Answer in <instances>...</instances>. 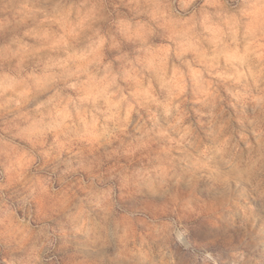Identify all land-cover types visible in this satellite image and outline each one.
<instances>
[{
    "label": "rangeland",
    "instance_id": "obj_1",
    "mask_svg": "<svg viewBox=\"0 0 264 264\" xmlns=\"http://www.w3.org/2000/svg\"><path fill=\"white\" fill-rule=\"evenodd\" d=\"M0 264H264V0H0Z\"/></svg>",
    "mask_w": 264,
    "mask_h": 264
}]
</instances>
